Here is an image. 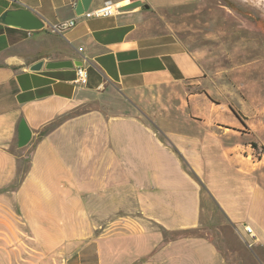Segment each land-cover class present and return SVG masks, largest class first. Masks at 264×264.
Listing matches in <instances>:
<instances>
[{
	"label": "crops",
	"instance_id": "1",
	"mask_svg": "<svg viewBox=\"0 0 264 264\" xmlns=\"http://www.w3.org/2000/svg\"><path fill=\"white\" fill-rule=\"evenodd\" d=\"M77 1L0 0V264H264L259 133L168 16L195 0H111L100 17ZM23 6L41 29L1 20ZM40 59L81 60L87 81L28 69Z\"/></svg>",
	"mask_w": 264,
	"mask_h": 264
},
{
	"label": "rangeland",
	"instance_id": "2",
	"mask_svg": "<svg viewBox=\"0 0 264 264\" xmlns=\"http://www.w3.org/2000/svg\"><path fill=\"white\" fill-rule=\"evenodd\" d=\"M168 16L188 47L199 54L222 100L252 120L259 144L250 148L256 157L264 156V0H195ZM244 246L259 257L254 244Z\"/></svg>",
	"mask_w": 264,
	"mask_h": 264
},
{
	"label": "water",
	"instance_id": "3",
	"mask_svg": "<svg viewBox=\"0 0 264 264\" xmlns=\"http://www.w3.org/2000/svg\"><path fill=\"white\" fill-rule=\"evenodd\" d=\"M91 0H78L75 4L76 14H82L90 7ZM1 20L8 25L22 28L24 30H37L41 29L45 21L35 11L29 7L23 6L15 9H7L1 16ZM82 61L78 59H60L44 61L40 59L32 63L28 69L32 71L57 68H72L75 66H81ZM31 137V130L26 122L21 119L18 124L17 130V145L24 146L28 143Z\"/></svg>",
	"mask_w": 264,
	"mask_h": 264
},
{
	"label": "built area",
	"instance_id": "4",
	"mask_svg": "<svg viewBox=\"0 0 264 264\" xmlns=\"http://www.w3.org/2000/svg\"><path fill=\"white\" fill-rule=\"evenodd\" d=\"M118 11V2H114L111 0H105L102 5L92 8V9H87L82 13V15L86 17H100V16H110ZM75 24V18H69L63 21H59L57 23H48L49 30L52 33H61L67 28H70L74 26ZM28 34L31 33L33 30H26ZM75 82L78 83H86L87 81V70L84 66H75ZM243 230L244 232L248 235L250 239H256V232L254 229L247 223H244L243 225ZM243 241L250 246L251 243L243 236L240 235Z\"/></svg>",
	"mask_w": 264,
	"mask_h": 264
},
{
	"label": "trees",
	"instance_id": "5",
	"mask_svg": "<svg viewBox=\"0 0 264 264\" xmlns=\"http://www.w3.org/2000/svg\"><path fill=\"white\" fill-rule=\"evenodd\" d=\"M251 145H252L253 147H256V143H255V142H252Z\"/></svg>",
	"mask_w": 264,
	"mask_h": 264
},
{
	"label": "bare ground",
	"instance_id": "6",
	"mask_svg": "<svg viewBox=\"0 0 264 264\" xmlns=\"http://www.w3.org/2000/svg\"><path fill=\"white\" fill-rule=\"evenodd\" d=\"M120 4V3H119Z\"/></svg>",
	"mask_w": 264,
	"mask_h": 264
}]
</instances>
